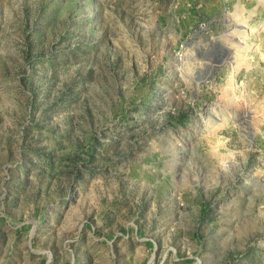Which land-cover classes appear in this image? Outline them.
Returning <instances> with one entry per match:
<instances>
[{
  "label": "rangeland",
  "instance_id": "rangeland-1",
  "mask_svg": "<svg viewBox=\"0 0 264 264\" xmlns=\"http://www.w3.org/2000/svg\"><path fill=\"white\" fill-rule=\"evenodd\" d=\"M0 264H264V0H0Z\"/></svg>",
  "mask_w": 264,
  "mask_h": 264
}]
</instances>
